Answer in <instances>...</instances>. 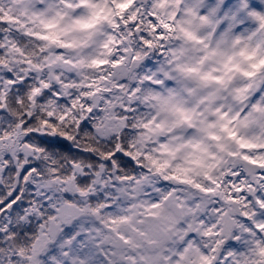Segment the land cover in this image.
Returning a JSON list of instances; mask_svg holds the SVG:
<instances>
[{"label": "clouds", "instance_id": "9594fccd", "mask_svg": "<svg viewBox=\"0 0 264 264\" xmlns=\"http://www.w3.org/2000/svg\"><path fill=\"white\" fill-rule=\"evenodd\" d=\"M0 264H264V0H0Z\"/></svg>", "mask_w": 264, "mask_h": 264}]
</instances>
